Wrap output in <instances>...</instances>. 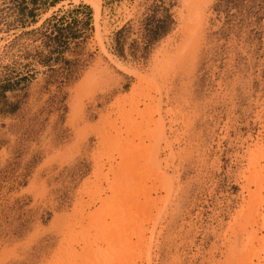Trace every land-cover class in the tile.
I'll list each match as a JSON object with an SVG mask.
<instances>
[{
  "label": "rangeland",
  "instance_id": "obj_1",
  "mask_svg": "<svg viewBox=\"0 0 264 264\" xmlns=\"http://www.w3.org/2000/svg\"><path fill=\"white\" fill-rule=\"evenodd\" d=\"M94 10L84 0H0V264H50L62 246L54 216L72 214L80 197L99 206L82 189L95 180L101 133L110 135L112 118L120 127L114 109L134 80L101 52ZM185 14L184 0H100L103 44L147 72L166 42H182ZM203 15L194 48L152 94L186 113L170 124L176 196L152 264L228 263L223 240L242 215L246 150L264 145V0H210ZM106 156L101 178L119 162Z\"/></svg>",
  "mask_w": 264,
  "mask_h": 264
},
{
  "label": "bare ground",
  "instance_id": "obj_2",
  "mask_svg": "<svg viewBox=\"0 0 264 264\" xmlns=\"http://www.w3.org/2000/svg\"><path fill=\"white\" fill-rule=\"evenodd\" d=\"M72 1L77 4L80 0ZM84 1L94 6L92 20L101 52L110 65L133 78L134 88L129 100L114 109L120 127H116L119 123L116 119L113 121L108 117L114 110L103 119L104 122L111 120L105 124L110 135H103L104 132L97 130L98 125L96 127L101 138L96 154L95 180L88 181L82 193L93 202L97 198L99 206L92 210L93 205L85 204L80 197L72 214L54 216L53 230L62 238V246L50 264H152L157 239L154 236L159 234L157 230L162 218L173 209L176 196L175 174H170L169 162L174 160L172 146L178 140H170L173 132L170 124L174 118H184L186 114L181 113L180 106L164 108L162 96L152 94L160 91L159 80L167 67L181 64L187 56L186 50L200 38L203 12L210 0H184L186 14L177 29L182 42L169 49L171 41L166 42L153 56L147 72L122 62L105 48L106 27L104 20H99L100 0ZM95 77L91 71L84 81L89 83ZM246 153L249 164L242 171L240 186L242 215L238 213L232 224L234 236L228 234L222 244L223 247L226 243L230 245L231 258L227 264H264V145L256 141L253 147H247ZM102 154L113 159L112 162L115 156L119 159L118 163L114 161L117 167L111 169L113 165H110L111 178L105 175L107 188L103 189L98 182L103 178Z\"/></svg>",
  "mask_w": 264,
  "mask_h": 264
}]
</instances>
